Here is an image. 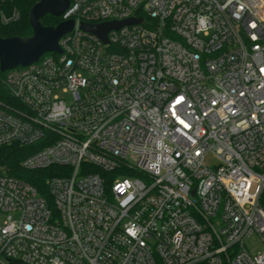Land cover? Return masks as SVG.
Instances as JSON below:
<instances>
[{
	"label": "built area",
	"instance_id": "1",
	"mask_svg": "<svg viewBox=\"0 0 264 264\" xmlns=\"http://www.w3.org/2000/svg\"><path fill=\"white\" fill-rule=\"evenodd\" d=\"M131 18L108 43L81 29ZM59 19L62 53L4 78L0 149L57 175L41 193L0 172V264H264V0H70Z\"/></svg>",
	"mask_w": 264,
	"mask_h": 264
},
{
	"label": "water",
	"instance_id": "2",
	"mask_svg": "<svg viewBox=\"0 0 264 264\" xmlns=\"http://www.w3.org/2000/svg\"><path fill=\"white\" fill-rule=\"evenodd\" d=\"M70 0H36L29 13L32 35L27 38L0 37V70L6 73L18 67H27L47 53L61 54L59 40L74 29L73 20L57 26H44L41 20L46 16L59 18L68 8ZM141 19L131 18L122 22H107L98 25L81 24V29L90 32L108 43V33L124 25L139 24Z\"/></svg>",
	"mask_w": 264,
	"mask_h": 264
},
{
	"label": "trees",
	"instance_id": "3",
	"mask_svg": "<svg viewBox=\"0 0 264 264\" xmlns=\"http://www.w3.org/2000/svg\"><path fill=\"white\" fill-rule=\"evenodd\" d=\"M36 0H0V37H21L27 38L32 35V28L29 23V13L35 5ZM17 10L20 17L17 21L5 24L2 21V15H11ZM61 20L53 16H46L41 23L48 26H57ZM6 73L0 70V102H12L11 96L5 89L4 78ZM30 155V151L18 145L3 147L0 149V172L22 179L35 186L41 193L46 190V181L55 173L56 167L43 170L26 171L22 169V161ZM262 206L264 207V196L262 198Z\"/></svg>",
	"mask_w": 264,
	"mask_h": 264
},
{
	"label": "rangeland",
	"instance_id": "4",
	"mask_svg": "<svg viewBox=\"0 0 264 264\" xmlns=\"http://www.w3.org/2000/svg\"><path fill=\"white\" fill-rule=\"evenodd\" d=\"M209 163L210 164L216 163V160L213 159ZM246 245H247V248L251 250L252 253H258L262 248L261 243L257 238L256 239L251 238V239L246 240Z\"/></svg>",
	"mask_w": 264,
	"mask_h": 264
}]
</instances>
